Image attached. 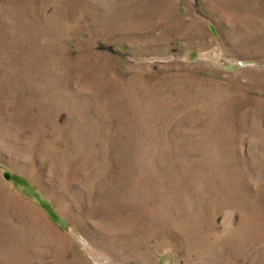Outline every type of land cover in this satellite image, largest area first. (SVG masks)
Returning <instances> with one entry per match:
<instances>
[{"label": "rangeland", "instance_id": "obj_1", "mask_svg": "<svg viewBox=\"0 0 264 264\" xmlns=\"http://www.w3.org/2000/svg\"><path fill=\"white\" fill-rule=\"evenodd\" d=\"M0 264H264V0H0Z\"/></svg>", "mask_w": 264, "mask_h": 264}]
</instances>
